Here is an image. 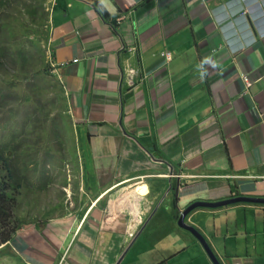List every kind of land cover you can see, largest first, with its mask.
Masks as SVG:
<instances>
[{
  "label": "crops",
  "instance_id": "obj_1",
  "mask_svg": "<svg viewBox=\"0 0 264 264\" xmlns=\"http://www.w3.org/2000/svg\"><path fill=\"white\" fill-rule=\"evenodd\" d=\"M19 7L9 39L39 47L29 21L46 19L48 50L36 57L67 63L52 78L77 211L25 222L0 244V264H212L178 218L195 202L264 199V37L251 41L264 32V0ZM187 222L222 264H264V205L197 209Z\"/></svg>",
  "mask_w": 264,
  "mask_h": 264
},
{
  "label": "rangeland",
  "instance_id": "obj_2",
  "mask_svg": "<svg viewBox=\"0 0 264 264\" xmlns=\"http://www.w3.org/2000/svg\"><path fill=\"white\" fill-rule=\"evenodd\" d=\"M20 1L10 0L13 2L10 3L7 0L6 4L0 3V38L18 32L19 26L16 28L13 18L10 17L25 12L20 10ZM31 24L29 21V32L35 30L39 35L40 40L37 43L40 51L41 48L48 50L47 43H44L48 30L46 19L40 26L36 24L33 27ZM1 25H5L4 31ZM26 42H20L18 39L8 40L6 44L8 52L0 57V150L4 157L7 152L12 163L16 161V167L24 178L22 193L17 197L18 227L25 222H31L32 219L43 218L49 213L50 216H56L57 212L77 211L76 205L72 203V193L68 191L69 176L71 182L74 180L70 164L73 156L64 152L68 150L70 144L63 134L60 120L63 113L59 106L54 104L56 91L52 78L54 70L49 65L46 54L45 61L39 59V56L34 55L38 54L36 49L39 47L29 44V41ZM20 54L29 60L28 71L22 69L19 64ZM40 55L42 56V53ZM23 72H28V75ZM49 102L52 103L51 107L48 105ZM9 112L14 115L12 119L8 116ZM56 118H59L57 120L59 131L52 125V120ZM13 127L17 132L10 131ZM70 129L74 131L71 122ZM59 138L67 143L64 149L59 145ZM5 144L9 148L4 153L2 148ZM75 146L74 144L70 150L75 149ZM77 164L79 165L78 159ZM76 179L80 180L78 174ZM38 180H42L43 183L49 181L43 188H37ZM27 187L30 188L28 191ZM52 192H57L61 198H52ZM58 205L61 207L58 208Z\"/></svg>",
  "mask_w": 264,
  "mask_h": 264
},
{
  "label": "trees",
  "instance_id": "obj_3",
  "mask_svg": "<svg viewBox=\"0 0 264 264\" xmlns=\"http://www.w3.org/2000/svg\"><path fill=\"white\" fill-rule=\"evenodd\" d=\"M6 1L7 0H0V3L6 4ZM8 1L10 2V0ZM16 9L18 11V8ZM1 29L4 31L5 25H1ZM8 40L9 36H2L0 38V57L8 52L6 47ZM34 55L36 56V54ZM14 62H16V60ZM19 64L22 69L28 71L29 60L23 54H20ZM25 74L27 75L28 72H25ZM11 132L15 133L17 131L14 130L13 127ZM8 148L9 147L5 144L4 148H2L4 153ZM2 153L3 152L0 150V244L9 241L18 229L16 220L17 197L24 183L23 175L19 173L16 167V161L12 163L7 156V152L5 157Z\"/></svg>",
  "mask_w": 264,
  "mask_h": 264
},
{
  "label": "water",
  "instance_id": "obj_4",
  "mask_svg": "<svg viewBox=\"0 0 264 264\" xmlns=\"http://www.w3.org/2000/svg\"><path fill=\"white\" fill-rule=\"evenodd\" d=\"M237 203H253L264 205L263 198H248V197H233L219 202L207 203V202H196L189 205L178 218V226L193 235V237L202 245L207 253V256L212 264H222L221 261L214 255L207 240L197 231L193 226L186 222V218L191 212L197 208L216 209Z\"/></svg>",
  "mask_w": 264,
  "mask_h": 264
},
{
  "label": "clouds",
  "instance_id": "obj_5",
  "mask_svg": "<svg viewBox=\"0 0 264 264\" xmlns=\"http://www.w3.org/2000/svg\"><path fill=\"white\" fill-rule=\"evenodd\" d=\"M238 3H243V4H248V3H250V4H252V5H254V4H261V0H238ZM248 13V9L246 10V8H244V10L239 14V18H242L244 21H246L247 20V17H246V14ZM259 37H264V32H261V33H259V35L257 36V35H253L252 34V37H251V41L254 43L256 40V38H259ZM10 40V39H9ZM165 53H168V52H165ZM165 53H163L162 54V56H163V58L167 61V62H169V61H171V55H170V57H169V59L167 60L166 58H165ZM170 54V53H169ZM73 62H77L76 60L75 61H73ZM61 64H64L63 66H65L67 63H59V64H57V65H55V64H53V63H50V66L53 68V70H54V72L59 68V67H63V66H61ZM28 65V64H27ZM23 74H25V72H23ZM26 75V74H25ZM27 76V75H26ZM242 79H243V82H244V84H245V86H246V88L248 89V88H250L251 87V81L248 79V77H245V76H242ZM245 79H247L248 80V82H249V84H247L244 80ZM8 116H9V118H13L14 117V115H13V113H11V112H9L8 113ZM12 130V128H10V131ZM24 184V183H23ZM22 187H23V185H22ZM22 187H21V190H20V194L22 193ZM18 196H19V194H18ZM231 198H233V197H231ZM228 199H230V198H228ZM226 200V199H225ZM223 201V200H222ZM219 202V201H218ZM196 203V202H195ZM208 203V202H207ZM245 204H249V203H245ZM234 205V204H233ZM230 206V205H229ZM226 207V206H225ZM221 208H223V207H221ZM186 209V208H185ZM184 209V210H185ZM197 209H207V208H197ZM197 209H195V210H197ZM216 209H218V208H216ZM183 210V211H184ZM194 211V210H193ZM192 211V212H193ZM191 212V213H192ZM190 215V214H189ZM189 215L187 216V218H186V222H187V219H188V217H189ZM188 223V222H187ZM189 224V223H188ZM191 225V224H190ZM23 226V225H22ZM21 226V227H22ZM191 226H193V225H191ZM194 227V226H193ZM20 227H18V229H19ZM195 228V227H194ZM17 229V230H18ZM196 229V228H195ZM197 230V229H196ZM198 231V230H197ZM188 232V231H187ZM191 234V233H190ZM192 235V234H191ZM202 235V234H201ZM193 236V235H192ZM203 236V235H202ZM204 237V236H203ZM196 240V239H195ZM197 241V240H196ZM3 244V243H2ZM214 253V252H213ZM215 255V254H214ZM216 256V255H215ZM218 258V257H217ZM219 259V258H218ZM220 260V259H219Z\"/></svg>",
  "mask_w": 264,
  "mask_h": 264
},
{
  "label": "built area",
  "instance_id": "obj_6",
  "mask_svg": "<svg viewBox=\"0 0 264 264\" xmlns=\"http://www.w3.org/2000/svg\"><path fill=\"white\" fill-rule=\"evenodd\" d=\"M169 57H170V54L169 53H165V58L168 60L169 59ZM64 64H61V66H63ZM247 84H249V82H248V80L247 79H245L244 80Z\"/></svg>",
  "mask_w": 264,
  "mask_h": 264
}]
</instances>
